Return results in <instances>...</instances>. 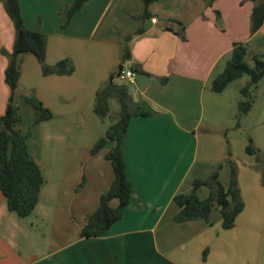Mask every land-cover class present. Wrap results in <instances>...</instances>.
Returning <instances> with one entry per match:
<instances>
[{
  "label": "crops",
  "instance_id": "crops-1",
  "mask_svg": "<svg viewBox=\"0 0 264 264\" xmlns=\"http://www.w3.org/2000/svg\"><path fill=\"white\" fill-rule=\"evenodd\" d=\"M71 1L18 0L26 28L46 37L45 63L54 66L68 58L74 71L44 77L33 55L21 57L20 91L34 93L52 118L34 125L32 109L15 97L20 130L30 132L27 149L44 184L26 218L9 211L0 193V264H264V187L253 157L245 153L250 133L264 155V117L258 121L261 130L248 131L241 124L239 136H225L226 130L234 129L239 89H230V84L220 94L210 90L233 43L249 46L264 34V25L250 34L253 4L214 0L206 7L202 0H159L150 6L155 16L179 21L185 41L164 31L154 17L130 42L131 60L123 70L138 64L148 82L142 91L136 83L117 78L114 83L124 85L132 102H144L157 116L129 122L124 145L131 193L122 218L103 236L84 239L81 228L113 180L105 159L111 145L95 155L90 150L119 111L110 99L112 119H98L93 111L95 94L116 71L124 37L140 25L128 17L140 13L142 3L89 0L61 29L60 15ZM14 38L12 22L0 3V50L11 53ZM7 64L8 58L0 54V116L10 93L4 82ZM162 78H167L165 84L160 83ZM228 149L237 163H243L238 165V184L244 209L234 228L222 229L219 213L213 214L216 210L210 215L211 225L203 220L174 223L178 208L173 197L193 180L209 175L225 160ZM219 180L227 187L225 163ZM207 194L202 188L198 195L204 199ZM117 205L116 200L110 203Z\"/></svg>",
  "mask_w": 264,
  "mask_h": 264
},
{
  "label": "trees",
  "instance_id": "trees-1",
  "mask_svg": "<svg viewBox=\"0 0 264 264\" xmlns=\"http://www.w3.org/2000/svg\"><path fill=\"white\" fill-rule=\"evenodd\" d=\"M89 0H72L65 13L61 14V29H65L71 19L78 13ZM159 0H141L140 13L131 15L128 20L138 22L137 29L124 37V45L121 49L120 63L115 72L111 73L108 80L103 83L95 94L93 111L98 119L110 118V99H114L119 111L115 122L110 125L105 135L100 138L90 150L91 155L97 154L106 144H110L105 159L110 163L113 180L109 188L100 196L98 207L94 213L86 218L81 228L80 236L84 239L103 236L110 227L118 222L124 209L129 205L131 185L125 167V136L129 122L134 117H155L157 113L152 111L144 102H132V99L124 85L114 83V80L123 71V64L131 60L130 42L136 36L144 33V25L152 18L157 17L162 22L163 30L178 36L185 41L184 26L176 20L162 19L150 11V6ZM206 7H211L214 0H202ZM251 2L253 8L250 14V34H255L264 25V0H242ZM4 11L12 22L15 38L11 53L1 49L0 54L8 58V64L4 71V82L9 88V97L4 114L0 116V193L6 200L9 211L14 212L20 218L30 216L38 202V196L44 178L38 164L33 160L27 149V139L30 132L22 133L20 130V116L15 107V97L19 96L32 109L33 124L37 125L52 118V113L43 106L32 92H21L19 89L20 63L22 55H33L38 62L41 74L47 76L71 75L74 67L68 58H65L54 66L45 63L46 37L38 31H30L26 28L18 0H0ZM216 20L220 15L215 12ZM249 57L253 62L250 67L245 58ZM258 54H250L245 43H233L230 59L223 70L214 76L210 84V90L214 94L222 93L232 82L248 76L249 82L239 90L241 99L237 103L236 123L234 129L240 128L241 120L250 112L253 105L252 92L264 77V60ZM130 70L136 75H145L140 65L131 64ZM165 84L167 78L159 80ZM226 134V131H225ZM246 155L253 157V168L260 175V183L264 187V155L255 146L252 138L246 137ZM229 168V181L224 187L219 180V172L222 164ZM238 164L232 158L230 150L222 163L217 164L203 179H195L189 187L173 197V202L178 211L173 218L174 223L183 224L197 220H203L211 225L210 215L216 210L221 218V227L224 230L234 228L236 218L244 209L241 191L238 184ZM83 181L79 185L82 188ZM202 188L208 190L207 197L199 198ZM116 200L118 205L113 208L111 201ZM205 255V252H204Z\"/></svg>",
  "mask_w": 264,
  "mask_h": 264
},
{
  "label": "rangeland",
  "instance_id": "rangeland-1",
  "mask_svg": "<svg viewBox=\"0 0 264 264\" xmlns=\"http://www.w3.org/2000/svg\"><path fill=\"white\" fill-rule=\"evenodd\" d=\"M247 49H248V52L250 54L261 55L263 57L262 59L264 60V34L258 35L254 40H252L250 42L249 46H247ZM229 59H230V56H228L226 61H228ZM244 60L250 67L253 66V62L251 61V59L249 57H246ZM224 66H222V68H220V70H219L220 72L222 71ZM248 82H249L248 76H243L242 78L232 82L231 85H230V89H236V90L239 89L240 90L242 87L247 85ZM252 96H253V102L255 103L254 107H253L248 119H244L245 118L244 117L241 120V122H240V124H242L248 131L252 127H253V129L256 127L257 130H261V128H259V126H261V125H258V121H259V117L260 116L264 117V77L262 78L260 83L257 85V88H255L254 91L252 92ZM236 113H237V106H236ZM110 119H112V118H109L108 120H110ZM235 123H236V120H235V117H234L233 118V124L235 125ZM239 129L237 131H234L235 129H233V131L226 130L225 136L227 135V133L229 135H231V136H239L240 132L242 131V129H240V130ZM249 136H250V133H249ZM227 138L228 137H226V139ZM237 164L238 165H240V164L242 165L243 163L242 162H238ZM216 212L217 211H213V214L216 213ZM203 258H205V257H203Z\"/></svg>",
  "mask_w": 264,
  "mask_h": 264
},
{
  "label": "built area",
  "instance_id": "built-area-1",
  "mask_svg": "<svg viewBox=\"0 0 264 264\" xmlns=\"http://www.w3.org/2000/svg\"><path fill=\"white\" fill-rule=\"evenodd\" d=\"M136 74L133 73L131 70H123L117 79L125 82H129L130 84H135L136 83Z\"/></svg>",
  "mask_w": 264,
  "mask_h": 264
},
{
  "label": "water",
  "instance_id": "water-1",
  "mask_svg": "<svg viewBox=\"0 0 264 264\" xmlns=\"http://www.w3.org/2000/svg\"><path fill=\"white\" fill-rule=\"evenodd\" d=\"M135 79L138 90L142 91L148 82V77L146 75H136Z\"/></svg>",
  "mask_w": 264,
  "mask_h": 264
}]
</instances>
